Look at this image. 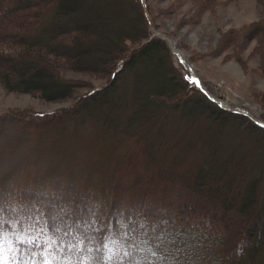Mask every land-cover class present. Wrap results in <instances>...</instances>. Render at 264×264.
Returning a JSON list of instances; mask_svg holds the SVG:
<instances>
[{
    "label": "trees",
    "instance_id": "trees-1",
    "mask_svg": "<svg viewBox=\"0 0 264 264\" xmlns=\"http://www.w3.org/2000/svg\"><path fill=\"white\" fill-rule=\"evenodd\" d=\"M191 1L206 10L229 0ZM144 6L0 0L1 88L73 99L51 112L0 113L4 234L37 244L94 238L80 251L53 244L56 264H103L102 252H88L102 238L114 241L111 264H264V126L196 88L151 32ZM253 39L264 76V18L223 33L214 52ZM253 96L264 109V91ZM39 253L23 245L14 255L40 264Z\"/></svg>",
    "mask_w": 264,
    "mask_h": 264
},
{
    "label": "rangeland",
    "instance_id": "rangeland-1",
    "mask_svg": "<svg viewBox=\"0 0 264 264\" xmlns=\"http://www.w3.org/2000/svg\"><path fill=\"white\" fill-rule=\"evenodd\" d=\"M152 33L159 32L169 38L184 59L192 66L199 79L212 96L223 101L230 109L245 108L253 118L264 123V109L255 101L253 94L264 91V76L259 70V58L253 55L256 40H250L243 47L233 44L223 52H214L222 34L235 29L241 30L264 18V0H229L220 2L211 9L201 10L194 1L148 0ZM147 15V14H146ZM174 54V53H173ZM241 56L244 68L236 60ZM174 64L182 67L193 83L190 72L174 56ZM67 79L87 82L94 88L107 84V78H94L87 74L64 72ZM125 88V86H124ZM125 89L122 91L124 94ZM81 89L80 93H84ZM215 99V98H214ZM73 99L60 102H46L26 93H6L0 86V113L8 108L51 112L72 105ZM16 234L6 233V244L17 242ZM24 234V233H20ZM34 238L32 235H28ZM114 249V243L110 245ZM7 257V253H6Z\"/></svg>",
    "mask_w": 264,
    "mask_h": 264
},
{
    "label": "snow or ice",
    "instance_id": "snow-or-ice-1",
    "mask_svg": "<svg viewBox=\"0 0 264 264\" xmlns=\"http://www.w3.org/2000/svg\"><path fill=\"white\" fill-rule=\"evenodd\" d=\"M193 83H197L195 80H193ZM4 223H0V264H21V262L16 258L14 253L18 250V246H23V245H28L30 248L32 246H35L40 249V255L42 257V260L40 264H56L55 261V255H54V249H53V244H56L57 247L59 248H67L69 250H75V251H80V246L85 243L87 240L88 243L92 242V239L94 238H89L87 236H84L81 238L76 244H73L69 242L68 244H64L62 241L55 240L53 238H48L45 241L40 242L39 244L36 243V239L28 236L26 234H16V244H6L5 238H4V228H5ZM94 231L100 232L101 230L99 228H94ZM67 234V233H66ZM112 242H105V240L102 238L101 241H98L97 244L98 246L93 248L89 247L88 252H96V253H103L102 256V261L103 264H111V261L113 259V256H115L116 252L115 250L110 246ZM161 244L164 243V241H160ZM7 253V257H6ZM123 257H128L131 254L128 251H123L122 252ZM152 256L157 255V250H153L151 253ZM92 260V257H88L86 259L82 258L80 261V264H89V261ZM23 264H37L35 259H31L30 261H24ZM65 264H70V262L65 259ZM119 264H123V260L121 259L119 261ZM135 264H140L139 261H136Z\"/></svg>",
    "mask_w": 264,
    "mask_h": 264
},
{
    "label": "bare ground",
    "instance_id": "bare-ground-1",
    "mask_svg": "<svg viewBox=\"0 0 264 264\" xmlns=\"http://www.w3.org/2000/svg\"><path fill=\"white\" fill-rule=\"evenodd\" d=\"M169 43H170V44L172 45V47H173L174 55H175L180 61H182V62L186 65V67H187L188 69H190L188 63H186V60L184 59V56H183V54L180 52V50L177 49V48L175 47L174 43H173L171 40L169 41ZM192 78H193V80H195V81L197 82V84L199 85V81H198V79L196 78V75H195V76L193 75ZM213 98H215V99L220 103L221 106H223V107L226 106V104H225L223 101L219 100L217 97L213 96Z\"/></svg>",
    "mask_w": 264,
    "mask_h": 264
},
{
    "label": "water",
    "instance_id": "water-1",
    "mask_svg": "<svg viewBox=\"0 0 264 264\" xmlns=\"http://www.w3.org/2000/svg\"><path fill=\"white\" fill-rule=\"evenodd\" d=\"M143 1V0H142ZM155 36H159V37H161V38H163L167 43H168V45H169V47H170V49H171V51H172V53H173V47H172V45L169 43V38H167L166 36H164V35H162V34H160V33H158V32H155V33H153ZM204 91V90H203ZM205 92V91H204ZM207 96L210 98V99H212L213 101H215L218 105H220L215 99H213L209 94H207ZM233 111V110H232ZM256 121V120H255ZM258 124H260V125H262V126H264V123L263 122H258V121H256Z\"/></svg>",
    "mask_w": 264,
    "mask_h": 264
}]
</instances>
